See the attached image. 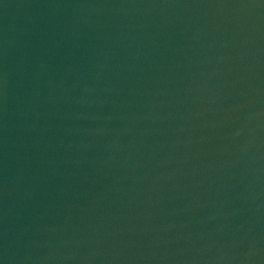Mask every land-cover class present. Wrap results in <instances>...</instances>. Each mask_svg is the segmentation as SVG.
<instances>
[{
  "label": "water",
  "instance_id": "water-1",
  "mask_svg": "<svg viewBox=\"0 0 264 264\" xmlns=\"http://www.w3.org/2000/svg\"><path fill=\"white\" fill-rule=\"evenodd\" d=\"M0 264H264V0H0Z\"/></svg>",
  "mask_w": 264,
  "mask_h": 264
}]
</instances>
